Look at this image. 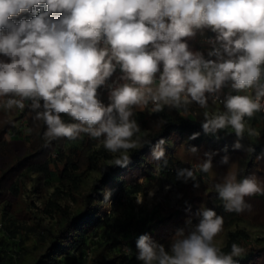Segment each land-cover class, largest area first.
Here are the masks:
<instances>
[{"label":"clouds","instance_id":"clouds-1","mask_svg":"<svg viewBox=\"0 0 264 264\" xmlns=\"http://www.w3.org/2000/svg\"><path fill=\"white\" fill-rule=\"evenodd\" d=\"M198 29L216 33L208 52L215 60L190 51L183 40ZM0 56L6 58L0 59V96H10L4 106L23 109L24 101L30 100L35 119L46 125V142L59 137L75 140L81 133L103 137V147L113 157L110 166L127 167L129 150L148 143L137 135L141 128L131 106L151 103L154 112L168 106L186 113L195 102L207 108L210 98L213 103L219 100L229 81L237 92L255 88V98L227 95L224 112L204 113L203 132L216 135L231 129L238 138L234 149L242 148L239 140L245 131L258 136L246 128L244 118L264 108V0H0ZM161 64L154 90L151 85ZM117 65L124 73L121 79L131 83L109 86L111 102L105 106L97 89ZM61 114L78 123H65ZM165 123L161 119L158 126ZM198 136L193 133L189 139ZM165 144L161 138L152 147L154 175L168 167ZM189 151L195 154L198 149L193 146ZM217 154L205 152L199 171L208 173ZM220 162L228 164L229 157L224 155ZM176 179L200 187L192 167L178 168ZM214 188L229 213L251 211L245 198L264 195V182L254 175L239 181L227 175ZM154 194L155 189H149V197ZM111 195L105 190L103 202L110 205ZM195 215L198 223L188 218L167 249L149 234L140 235L136 259L142 264H237L246 255L235 242L228 252L215 246L214 237L224 223L215 210L201 207ZM124 250L130 254V249Z\"/></svg>","mask_w":264,"mask_h":264},{"label":"trees","instance_id":"trees-1","mask_svg":"<svg viewBox=\"0 0 264 264\" xmlns=\"http://www.w3.org/2000/svg\"><path fill=\"white\" fill-rule=\"evenodd\" d=\"M52 15L56 17L59 13ZM21 17L30 19L31 14L22 13ZM183 40L189 49L199 52L198 44L192 37ZM97 97L105 106L110 103L101 87L97 89ZM30 104L28 100L23 109L16 107L12 113L0 110V140L4 134H8L4 153L0 154V204L10 220L23 219L31 224L30 232L21 234L13 242L9 241L7 234L0 235V264H119L123 261L139 264L136 259V240L140 235H168L186 216L198 219L195 214L201 207L211 208L223 217L222 227L227 234L225 244L220 248L223 252L230 251L235 242L247 250L237 264H264V237L250 240V233L239 226L229 229L232 224L242 221V215L247 213L226 212L214 187L186 200L182 208L165 210L156 206L146 209L136 220L135 233L126 241L132 250L130 254H126L123 248H116L120 242L117 236L121 231L128 230L129 226L118 224L117 228L115 224L108 223L110 217L102 203L103 192L108 186L114 188L110 198L114 204H120L129 194L142 190L143 185L138 178L146 177L155 170L157 162L152 159L151 152L161 138L166 140L164 148L168 167L160 173L171 184H182L176 179V170L185 167L194 168L198 181L207 183L205 178L208 179V173L198 168L205 152L218 153L213 157V164H222L220 161L224 155H234L237 181L253 175V172L257 176L262 175L257 157L264 152V113L258 111L252 117L244 118L246 128L253 129L257 125L258 136H255V140L245 131L244 137L239 140L242 148L234 149L238 138L231 129L220 130L216 135L203 132L201 123L205 112L211 115L212 111L216 114L225 111L224 107L214 104L210 99L207 108H201L193 102L187 106L186 113L168 106H164L160 112H154L153 105L134 109V118L143 131L137 135L142 142L148 143L142 148L130 149L131 162L121 168L110 166V156L105 152L103 141L96 147L98 138L86 133H82V138L77 142L66 137L46 142V125L43 120L35 119ZM61 115L65 123H78L65 114ZM161 119L166 123L158 126ZM193 133H199V136L194 140L189 139ZM193 146L198 149L195 154L189 151ZM249 148L253 151H248ZM185 162L195 166H186ZM12 170L17 171L13 179L7 176ZM92 171L98 175L91 179ZM51 187L53 190L44 208L50 220L44 221L36 212L29 194H43ZM25 191L28 192V198L24 201ZM253 197L254 201L264 206V195L256 194L245 199L253 202ZM250 205L253 207V203ZM0 229L4 230L2 222ZM112 232L114 235H111ZM98 234H102L104 239L95 246L89 239Z\"/></svg>","mask_w":264,"mask_h":264},{"label":"rangeland","instance_id":"rangeland-1","mask_svg":"<svg viewBox=\"0 0 264 264\" xmlns=\"http://www.w3.org/2000/svg\"><path fill=\"white\" fill-rule=\"evenodd\" d=\"M205 30L206 29L196 30V35L192 36V38L196 43L198 42V37ZM189 50L194 52L193 49H189ZM0 59H6V58L0 56ZM5 98H6L5 96H0V102H2V104L0 105V110H4V111L8 110L10 113H12L16 107L14 106L11 109H7L4 105L8 98H6V100ZM212 114H216V112L212 111ZM11 115L12 114H10V116ZM81 138H82V133L74 141L75 142L80 141ZM7 140H8V135L4 134V136L0 140V154L4 153V149H5L4 145L7 142ZM102 141H103V137L98 138L96 147ZM105 152L108 153L110 156L108 161H111L113 158L112 154H110L106 150ZM257 162H258L257 163L258 168L262 172V175L257 176L256 172H253V175L257 176L256 178L258 179V181L264 182V152H262L261 156L257 157ZM185 163L186 166H190V165L195 166V164H192L191 162H185ZM235 164H236V158L234 155L229 156L228 164H213V168L208 172L207 175L208 179L205 178V182L207 183H204V180H199L200 187L198 189L193 187L192 181H189L188 183L182 182L181 185L171 184L166 180V178L160 172L157 175H154L155 172L154 170L151 171L148 176L143 178L141 177L138 178V181L142 182L143 185L142 190L134 194H129V196L125 198L120 204H114L111 202L110 205L106 204L103 202L104 201V197H103L102 203L106 206L107 213L110 217L108 223L115 224L117 228L119 227L118 224H124L125 226H129L128 230L121 231L117 236L120 242L117 244L116 248H123L124 252H125L124 250L125 248L131 250L130 245L126 243V241L135 233V228L137 225L136 220L144 214V211L146 209L156 208V206H160L165 210L182 208V204L186 200H190L194 198L196 195L205 193L206 191L209 190L210 187H214L215 183L222 182L225 176L234 175ZM16 172L17 171L14 172V170H12L7 176H11V178L13 179L15 177ZM97 175H98L97 172L92 171L91 179ZM149 189H155L154 196L149 197L148 195ZM52 190L53 189L51 187L46 193L43 194H39L36 192L34 193L29 192L30 193L29 196H31V200H32L31 202H34L36 206L35 209L36 212L44 218V221L50 220V217H47L44 208L45 206L47 207L49 195L52 192ZM105 190H111V192L113 193L114 188L112 186H108L106 187ZM27 193H28L27 191L23 193L24 201L27 200L28 198ZM137 199H142L143 202L138 203ZM247 203L249 204L253 203L251 212L245 211L247 215L246 214L242 215L243 220L235 224H232L231 226H229V229H234L235 226H239L243 230H246L247 232L250 233V240H255L258 237H264V223H260V222H264V206H261L258 201H254V197H253V202H250V200L248 199ZM29 208H31L30 205ZM252 217L254 220L252 219ZM188 218H190V216L188 217L186 216L184 220L174 228V231L169 232L168 235H161L156 233V234H151L150 235L151 238L159 242L160 244H163L167 249L170 245L171 238L175 234L176 230L182 228V226H185V222ZM192 221L193 224L198 223V219L192 218ZM0 222L4 224V230L0 229V235H2L3 233L7 234L10 242H13V240L18 238L21 234L30 232L31 230L30 229L31 224L28 220H23V219H19L16 221L10 220L8 215L2 209L1 204H0ZM111 235H114L113 232ZM226 236H227L226 229L222 227V230L217 234L216 237H214L213 243L215 244V246H217L218 248L223 247L226 241ZM103 239L104 237L102 236V234H98L90 237L89 241L96 246L101 241H103ZM136 255H137V251H136ZM119 264H131V263H129L128 261H123ZM139 264H142V262L139 261Z\"/></svg>","mask_w":264,"mask_h":264},{"label":"built area","instance_id":"built-area-1","mask_svg":"<svg viewBox=\"0 0 264 264\" xmlns=\"http://www.w3.org/2000/svg\"><path fill=\"white\" fill-rule=\"evenodd\" d=\"M216 36V33L212 32L211 29H206L199 37H198V47H199V52L203 55V57L208 60H215L216 57H209L208 56V52L212 50L213 45L210 43L211 40H214ZM100 47H103V40H101ZM113 63H115V61H113ZM160 67V71L157 72L155 74V81L153 83V85H151V87L155 90V88L158 86L159 83V76L162 72V64L159 66ZM124 75V73L122 72L121 68L119 65L116 66L115 71L113 72V74L106 79L105 83L103 85H101L100 87L104 90H106L109 95H110V87H117L120 85H123L124 83H131V81H127V80H123L121 79V77ZM262 80H264V74H262ZM249 95L252 96L253 98H255V89L251 88V89H244L241 91L235 90V91H225V90H221L219 93V100L216 101V105L218 106H222L223 107V103L222 101L225 99V97L227 95ZM206 95H209L206 93ZM10 98V97H9ZM8 98V99H9ZM17 99H19L18 97H16ZM211 102L212 99L210 98ZM28 100L24 101V103H27ZM2 104V102H0V105ZM261 104L264 105V98L261 99ZM152 105L151 103H149L148 105L144 106V105H136V106H131L132 110L134 109H144L145 107ZM259 112L264 113V108H262Z\"/></svg>","mask_w":264,"mask_h":264},{"label":"crops","instance_id":"crops-1","mask_svg":"<svg viewBox=\"0 0 264 264\" xmlns=\"http://www.w3.org/2000/svg\"><path fill=\"white\" fill-rule=\"evenodd\" d=\"M261 67H262V70H264V65H261ZM262 74H264V73H262ZM231 81H229V82H227L226 83V86H224L221 90H225V91H235L232 87H231ZM255 89V88H254ZM105 95H106V99H107V101H109V102H111L110 101V99H109V93L106 91L105 92ZM253 129L255 130V131H257L258 130V127H257V125H254L253 126ZM7 134V133H6ZM5 134V135H6ZM8 135V134H7ZM4 136V135H3ZM252 138H254L255 139V136H251ZM256 140V139H255Z\"/></svg>","mask_w":264,"mask_h":264}]
</instances>
